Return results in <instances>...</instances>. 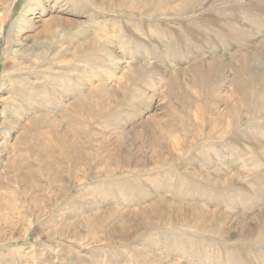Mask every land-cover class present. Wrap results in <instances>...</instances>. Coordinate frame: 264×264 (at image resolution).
Wrapping results in <instances>:
<instances>
[{
  "label": "rangeland",
  "instance_id": "1",
  "mask_svg": "<svg viewBox=\"0 0 264 264\" xmlns=\"http://www.w3.org/2000/svg\"><path fill=\"white\" fill-rule=\"evenodd\" d=\"M39 101L84 160L9 151ZM8 187L0 264H264V0H0Z\"/></svg>",
  "mask_w": 264,
  "mask_h": 264
},
{
  "label": "bare ground",
  "instance_id": "2",
  "mask_svg": "<svg viewBox=\"0 0 264 264\" xmlns=\"http://www.w3.org/2000/svg\"><path fill=\"white\" fill-rule=\"evenodd\" d=\"M52 85L54 86V84H52ZM28 95H29V93H28ZM28 95H27V97H24V99L27 102L26 104L27 105H30L31 104V102H30L31 100L28 98ZM51 103H52V108L47 109L45 107V105L43 104V102H40V101L38 102V108L35 109L34 114H33V118H30V120H28V121H31V122L34 121V123L33 124H30L31 122L30 123L29 122H27V123L24 122L22 124L21 133H19V135L14 138L13 144L10 145V146H8L9 151L12 152L14 150H18L19 149L21 151H25L26 152V150H25L26 143L28 142L29 138L31 136H33L32 138L35 141H33L32 146L34 148H37L38 149L37 150L38 153L40 152L39 153L40 154V157L39 158H41L46 164L47 163H54L55 161L58 162L59 160H61L62 162H64L66 159H68L69 163L75 162L77 160V158H79L80 161L84 160L85 157H84V153H82V152H83V148L86 146V144L83 143V141L80 142L81 139L78 137V133H77V131L75 129L76 121L77 120H74L71 114L75 113L77 115H80L81 112L85 113L86 114V120H88L86 123H88V125H90L92 123V118H93L92 115H91L92 108H93L92 101H83V102H81V104L79 103V105L76 106L75 110H73V112L70 111V113H69V108H70V106H75V102L70 101L68 103L69 105H67V109H66V111L64 113H62V111L59 109L58 101H51ZM46 111H48V114H46L47 113ZM60 118H61V121H60ZM63 122H67L68 125L72 124V122H73V125H72L73 128L71 129V127H69L68 130H67L68 132H66L67 133V137L68 136L70 137L72 135V137L75 138V140H73L74 142H72V143L70 142L71 143L70 145H69L68 140H65L64 139L66 134L64 135V133L62 132V127H63V124H66V123H63ZM29 125L38 126L39 128L38 129L37 128L35 129V128H33L34 126L30 128ZM65 128H67V127H65ZM32 130H34V132H32ZM64 141H67L68 142L67 145L64 144ZM33 147H32V150H33V152H35L36 149L34 150ZM29 148H31V147H29ZM8 157L9 156L7 155V158ZM22 158L23 159L25 158V154L22 155ZM39 158H38V156L35 157V158H33L32 162L35 163V165H36L39 162L38 161ZM23 159H21V160H23ZM28 160L30 161V159H28ZM28 160H27V162H28ZM79 160H77L76 163ZM25 162L22 161V163L16 164L17 167H18V171L20 170L21 173H24V169L26 170L28 168L27 167V164H26L27 162L26 163ZM66 164H68V163H66ZM50 166L51 165H49V167ZM65 167H66V165H65ZM73 167H74V165H73ZM30 170H32V171H30ZM32 172H34V173H40V172H42V169L40 167H37V168H34V169H27V172H25L24 174H20V177L23 178V179H25V182H28L30 180V178L34 175V173H32ZM30 173H32V174H30ZM60 174H61V172H60ZM38 176H34V179H35V183L38 182L36 184L37 185L38 184L40 185V181H41L42 177L39 176V177H41V178H39ZM17 178H18V175H15V177L12 179V182H14L15 180H17ZM43 178H44V176H43ZM52 180H55V179H52ZM4 185H5V183H4ZM7 189L9 190V187L6 188V189H4V193L5 192L7 193V191H6ZM6 193L5 194H2V192H0V216L1 217L3 216L2 219L0 218L2 220L0 222L4 226L7 225V218H8L7 217V214L8 215L10 214L8 212L11 211V208H14V206H15V205H13L14 203L11 201L12 199L10 200V198L6 196ZM17 194H18V192H17ZM6 227H5V229H6ZM70 228H71V226L69 227V229ZM69 229H67V230H69ZM13 231H14V229H13ZM59 231H61V230H59Z\"/></svg>",
  "mask_w": 264,
  "mask_h": 264
}]
</instances>
